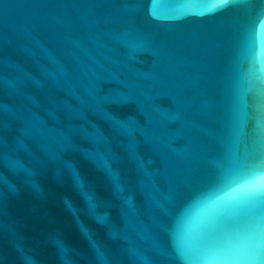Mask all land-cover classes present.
<instances>
[{"label":"water","instance_id":"1","mask_svg":"<svg viewBox=\"0 0 264 264\" xmlns=\"http://www.w3.org/2000/svg\"><path fill=\"white\" fill-rule=\"evenodd\" d=\"M261 183L264 0H0V264H264Z\"/></svg>","mask_w":264,"mask_h":264},{"label":"snow or ice","instance_id":"2","mask_svg":"<svg viewBox=\"0 0 264 264\" xmlns=\"http://www.w3.org/2000/svg\"><path fill=\"white\" fill-rule=\"evenodd\" d=\"M225 2V0H223ZM264 199V183L259 185L246 188L240 192H238L232 200L229 202L230 206H235L242 203H248L252 201H259ZM251 245L255 250H259L258 248V240L253 237L251 240ZM256 259H259V255L256 256Z\"/></svg>","mask_w":264,"mask_h":264}]
</instances>
